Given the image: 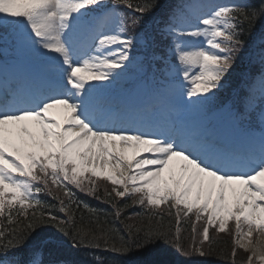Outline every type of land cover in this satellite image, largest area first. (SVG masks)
Listing matches in <instances>:
<instances>
[{"label":"snow or ice","instance_id":"6c2138e0","mask_svg":"<svg viewBox=\"0 0 264 264\" xmlns=\"http://www.w3.org/2000/svg\"><path fill=\"white\" fill-rule=\"evenodd\" d=\"M0 54V264H264V0H0Z\"/></svg>","mask_w":264,"mask_h":264},{"label":"trees","instance_id":"16d2710c","mask_svg":"<svg viewBox=\"0 0 264 264\" xmlns=\"http://www.w3.org/2000/svg\"><path fill=\"white\" fill-rule=\"evenodd\" d=\"M42 200H44L46 203H49V204L56 203L55 201L51 200V198L46 197V196H42ZM83 201H85L86 203L90 204L94 208L95 207H99L100 209H102L103 212L107 214V219H109V220H113L114 219L113 216L111 215V210H110L109 206L105 207V206H101V205H98V204L90 203L86 198L83 199ZM129 210H131V209H129ZM134 212H139V210H135ZM84 215H85V217H87L88 213L85 211ZM101 218L103 219L104 217H101ZM145 220H146V218H145ZM131 222L132 223H139L140 221H139V218H137L136 220H133ZM188 234H189L188 232L184 233V235L186 237L188 236ZM218 239L224 241L225 243L217 245V250L218 251H227V252L230 253L232 237H228V239H225V238H218ZM207 259H210V260L214 261V264H230V261H224L222 259H219L215 255L212 256V257H209ZM237 260H238V262H242V261L246 260V257L245 258H240V256H237Z\"/></svg>","mask_w":264,"mask_h":264},{"label":"rangeland","instance_id":"374dc122","mask_svg":"<svg viewBox=\"0 0 264 264\" xmlns=\"http://www.w3.org/2000/svg\"><path fill=\"white\" fill-rule=\"evenodd\" d=\"M6 55V54H5ZM132 79V77L130 76L129 77V80H131ZM128 86H130V85H128ZM121 88H123V87H125V85L124 84H121V86H120ZM104 184V183H103ZM233 226V224L230 222L229 223V225H228V229H230L231 227ZM231 230V229H230ZM210 232H211V230H210ZM186 237V236H185ZM228 237H229V234L227 235V234H225V233H220L219 235H218V238H225V239H228ZM252 240H256V236H255V234L253 235V237H252ZM249 253H247V252H244L243 250H240L239 252H238V256H240V258H245V257H247V255H248Z\"/></svg>","mask_w":264,"mask_h":264},{"label":"bare ground","instance_id":"6f19581e","mask_svg":"<svg viewBox=\"0 0 264 264\" xmlns=\"http://www.w3.org/2000/svg\"><path fill=\"white\" fill-rule=\"evenodd\" d=\"M246 242V241H245Z\"/></svg>","mask_w":264,"mask_h":264}]
</instances>
